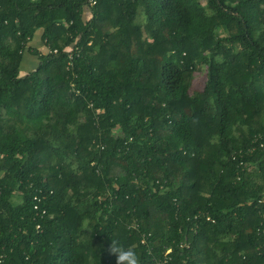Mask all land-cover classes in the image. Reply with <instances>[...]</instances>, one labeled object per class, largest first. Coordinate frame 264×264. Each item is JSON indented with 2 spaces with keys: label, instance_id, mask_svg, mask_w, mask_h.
Segmentation results:
<instances>
[{
  "label": "trees",
  "instance_id": "1",
  "mask_svg": "<svg viewBox=\"0 0 264 264\" xmlns=\"http://www.w3.org/2000/svg\"><path fill=\"white\" fill-rule=\"evenodd\" d=\"M257 134L264 0H0V264H264Z\"/></svg>",
  "mask_w": 264,
  "mask_h": 264
},
{
  "label": "built area",
  "instance_id": "2",
  "mask_svg": "<svg viewBox=\"0 0 264 264\" xmlns=\"http://www.w3.org/2000/svg\"><path fill=\"white\" fill-rule=\"evenodd\" d=\"M92 4H93V3H92ZM256 146H257L259 149H262V148L264 147V134H263V135H262V134H257V135H255L254 138H253V141H252V145H251V147L247 148V151H246V152H245V151L242 152V150H241V151L238 152L237 154H233V155H232V160H236V158H237V159L240 161V165H243V164H244V162H243V160H242L243 155H244V156H247L248 154H252V153L254 152V150H256V148H257ZM34 200H35L36 202H39V201H40V199H39L37 196H35ZM37 208H38V206L35 205V206H34V209H37ZM198 218H200V217H199V214L194 216V219H195V220H197ZM205 220H206V221H209L208 218H206ZM38 228H39V227L37 226V229H38ZM147 243H148V236L142 234V235H141V238H140V244H141V245H147ZM179 247H181V248H184V247L188 248V246H187L186 244H183V243H181V244L179 245ZM170 252H171V249H170V248H167V249L164 251L162 257H160V258H158V259H156V260L154 261V264H168V262L170 261V257H169Z\"/></svg>",
  "mask_w": 264,
  "mask_h": 264
},
{
  "label": "clouds",
  "instance_id": "3",
  "mask_svg": "<svg viewBox=\"0 0 264 264\" xmlns=\"http://www.w3.org/2000/svg\"><path fill=\"white\" fill-rule=\"evenodd\" d=\"M110 252L115 255L116 264H139V258L131 247H125L113 241Z\"/></svg>",
  "mask_w": 264,
  "mask_h": 264
},
{
  "label": "crops",
  "instance_id": "4",
  "mask_svg": "<svg viewBox=\"0 0 264 264\" xmlns=\"http://www.w3.org/2000/svg\"><path fill=\"white\" fill-rule=\"evenodd\" d=\"M33 45L34 47H36L37 49H41L43 50V48L41 47V44L39 43V41H33ZM34 57H31L29 55H25L21 66H20V70L24 71V73H27L29 70L33 69L35 66L34 62H36L35 59H33ZM37 64V63H36ZM25 75V74H24Z\"/></svg>",
  "mask_w": 264,
  "mask_h": 264
},
{
  "label": "rangeland",
  "instance_id": "5",
  "mask_svg": "<svg viewBox=\"0 0 264 264\" xmlns=\"http://www.w3.org/2000/svg\"><path fill=\"white\" fill-rule=\"evenodd\" d=\"M33 59H35V58H33ZM34 64L36 65V62H34ZM24 74H26V73H24V71L21 70L20 75L23 76ZM203 82H204V71L202 70V72L199 73V74H197L195 76V78H194L193 86H192L193 90H195V89H197V90L198 89H201ZM15 199L16 198H14V200Z\"/></svg>",
  "mask_w": 264,
  "mask_h": 264
}]
</instances>
